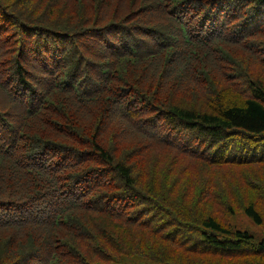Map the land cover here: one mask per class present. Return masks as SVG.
Wrapping results in <instances>:
<instances>
[{"label": "trees", "instance_id": "obj_1", "mask_svg": "<svg viewBox=\"0 0 264 264\" xmlns=\"http://www.w3.org/2000/svg\"><path fill=\"white\" fill-rule=\"evenodd\" d=\"M0 264H264V0H0Z\"/></svg>", "mask_w": 264, "mask_h": 264}, {"label": "rangeland", "instance_id": "obj_2", "mask_svg": "<svg viewBox=\"0 0 264 264\" xmlns=\"http://www.w3.org/2000/svg\"><path fill=\"white\" fill-rule=\"evenodd\" d=\"M234 222L241 228H246L252 232L257 238H261L263 233L258 225L247 214H237L234 216Z\"/></svg>", "mask_w": 264, "mask_h": 264}]
</instances>
